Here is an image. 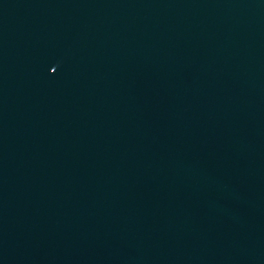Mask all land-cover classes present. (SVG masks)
Listing matches in <instances>:
<instances>
[{
	"label": "water",
	"instance_id": "95a60500",
	"mask_svg": "<svg viewBox=\"0 0 264 264\" xmlns=\"http://www.w3.org/2000/svg\"><path fill=\"white\" fill-rule=\"evenodd\" d=\"M0 264H264V0H0Z\"/></svg>",
	"mask_w": 264,
	"mask_h": 264
}]
</instances>
